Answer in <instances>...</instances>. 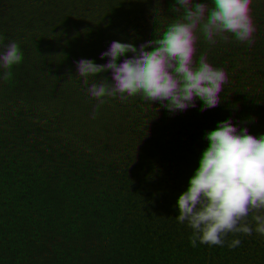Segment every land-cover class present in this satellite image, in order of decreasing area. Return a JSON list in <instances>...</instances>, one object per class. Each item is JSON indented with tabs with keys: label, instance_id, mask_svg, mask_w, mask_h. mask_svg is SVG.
Returning a JSON list of instances; mask_svg holds the SVG:
<instances>
[{
	"label": "flooded vegetation",
	"instance_id": "obj_1",
	"mask_svg": "<svg viewBox=\"0 0 264 264\" xmlns=\"http://www.w3.org/2000/svg\"><path fill=\"white\" fill-rule=\"evenodd\" d=\"M24 1L33 14L53 12L55 34L7 39L0 19V264H92L84 255L92 247L103 264L114 253L125 264H182L189 245L176 233L184 226L177 202L193 200V186L167 172L162 154L121 166L128 144L161 143L149 138L151 125L129 132L128 117L103 103L100 81L121 77L131 52L121 37L111 44L89 36L85 4L14 0L17 20ZM227 59L218 101L264 135V107L252 102L264 98V62L250 72L240 53ZM151 228L161 231L152 240Z\"/></svg>",
	"mask_w": 264,
	"mask_h": 264
},
{
	"label": "rangeland",
	"instance_id": "obj_2",
	"mask_svg": "<svg viewBox=\"0 0 264 264\" xmlns=\"http://www.w3.org/2000/svg\"><path fill=\"white\" fill-rule=\"evenodd\" d=\"M11 1L0 0L7 39L17 31L23 38L54 36L53 12L33 14L24 1L17 20ZM84 4L94 20L89 36L111 44L121 37L131 52L121 77L100 81L106 112L127 116L129 132L151 125L149 138L161 143L154 150L128 144L121 166L162 154L167 172L193 186V200L178 199L173 210L184 224L176 233L189 245L182 264H264V135L218 101L229 56L240 53L250 72L264 62V0H71L73 10ZM113 89L119 99L111 105ZM252 102L264 107V98ZM153 231L151 240L161 232ZM84 255L103 264L95 247ZM107 260L125 264L117 253Z\"/></svg>",
	"mask_w": 264,
	"mask_h": 264
}]
</instances>
